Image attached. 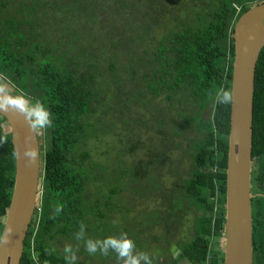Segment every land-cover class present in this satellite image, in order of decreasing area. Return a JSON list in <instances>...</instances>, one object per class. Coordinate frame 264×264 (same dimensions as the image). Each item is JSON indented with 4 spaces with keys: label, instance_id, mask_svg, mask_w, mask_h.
<instances>
[{
    "label": "trees",
    "instance_id": "trees-1",
    "mask_svg": "<svg viewBox=\"0 0 264 264\" xmlns=\"http://www.w3.org/2000/svg\"><path fill=\"white\" fill-rule=\"evenodd\" d=\"M9 2L0 0V76L10 85L9 92L33 107L42 105L50 120L37 133L43 158L39 210L29 224L19 264H69L60 249L66 240L82 259L75 264L112 260L111 251L89 255L85 242L114 236L107 214L117 211L116 197L139 183L146 170H162L170 160L167 151L180 147L177 139L188 142L190 158L183 171H189L174 186L180 192L166 210L183 217L193 206L200 215L194 220L199 234L179 240L175 250L180 261L171 264H220L216 239L224 228L230 101L218 103L217 96L230 95L234 24L264 0H20L8 12ZM110 18L111 25H106ZM98 25L101 33L96 34ZM157 103L165 108L157 111ZM140 106L160 113L156 123L170 143L163 145L162 154L125 165L132 148L118 135L128 134V127L140 129L135 118L127 123L132 108ZM3 121L0 233L15 171ZM94 142L102 154L95 152ZM110 151L113 163L100 160ZM263 156L264 46L255 65L251 145L252 159ZM132 191L139 197L149 194ZM122 209L124 217L132 212L128 206ZM128 233L137 241L133 231Z\"/></svg>",
    "mask_w": 264,
    "mask_h": 264
},
{
    "label": "water",
    "instance_id": "water-1",
    "mask_svg": "<svg viewBox=\"0 0 264 264\" xmlns=\"http://www.w3.org/2000/svg\"><path fill=\"white\" fill-rule=\"evenodd\" d=\"M229 132L225 168L223 248L220 264L252 263L251 157L255 65L264 46V2L236 20L233 32ZM15 92L0 87V118L14 150V181L0 234V264H19L40 194L41 157L36 126ZM3 127V126H2ZM26 153H32L31 156ZM11 228V233L7 229Z\"/></svg>",
    "mask_w": 264,
    "mask_h": 264
},
{
    "label": "rangeland",
    "instance_id": "rangeland-1",
    "mask_svg": "<svg viewBox=\"0 0 264 264\" xmlns=\"http://www.w3.org/2000/svg\"><path fill=\"white\" fill-rule=\"evenodd\" d=\"M19 1L20 0H10V6L7 11L12 12L13 7H17L19 5ZM27 1L28 0H26V2ZM75 7L77 8L76 5ZM106 20H108L106 25H111V18ZM126 24L128 25L127 22ZM96 28L97 30L95 29V31H93L96 34L101 33L97 32L100 30V26L98 25ZM157 30L162 31L165 30V28ZM86 35L87 33L85 31L82 32L83 37ZM120 59L121 58L119 57L118 60ZM119 67L120 65L116 63L114 69L116 70ZM0 87L11 90L10 85L3 82L1 76ZM14 94L23 103L33 122L36 123L37 118L34 115V107L31 106L28 101L19 98L16 92ZM157 106V111L161 110V108H165L163 103H157ZM132 110L134 115L128 117L127 123L135 118L136 121H140V129L136 131L134 128L128 127V134L122 132L123 134H121V137L118 135V138L122 139L123 145L132 148V153L126 154L127 156H125V165H130L133 160L136 161L138 159L147 161L149 154H162L165 150V148L163 149V145L166 147L170 143L167 136L163 135L166 134L164 128H160V126L156 123L158 118L161 116L160 113L154 115L157 111L154 112L153 110L146 109L143 106L133 107ZM174 110L176 111V109ZM173 114L174 113L170 111L169 116ZM106 115L108 120L113 121L111 114L108 113ZM2 126L4 131L8 132V128L4 125ZM36 129L38 133L40 132L41 127L36 126ZM38 135H40V133ZM177 142L180 147L171 146V149H169L165 154L168 156L167 158L170 159L166 166H164L162 170H159V168L150 169L148 171L146 170L147 175L143 176V179L139 183H131L130 185L132 188L123 190L116 197V203H118L116 208L117 211L113 214H107V218L109 219V222L112 223V228H114L112 234L114 236H119L121 233L127 232L126 234L130 236L128 232L133 231V233H135L134 236L137 237V241L135 237L131 239L142 245L141 251L139 248H134V252L147 254L150 257L152 264H169L175 257H177V254H173L172 252L174 250L172 243L175 244L179 241V239L191 240L195 234H199L198 229H196L194 234L192 228H195L196 224L194 220L197 215H200V210H196L193 206H188L183 217H181L179 213L166 210L168 203L172 202L170 199L177 197L180 192L179 190L175 191L177 187L174 186H178V183L181 181L180 177H187L189 171V167L183 171V165L188 164L187 160L190 158L188 155V142L186 139L183 141L177 139ZM93 148L95 152L102 154L101 146H97L95 142L93 143ZM110 153L111 151L102 156L100 160H109L113 163L111 160L113 154L110 155ZM40 160L43 165L42 155ZM108 166H110V164ZM134 188L144 194L146 192L149 194L147 197H139L138 194L133 193L134 191L132 190ZM173 188H175V190H173ZM125 206H128L132 210V212L128 213L126 217L123 216V213L125 212L122 209ZM177 215L181 218H178ZM92 219V217H89V223H92ZM125 228L131 231L125 232ZM71 245L72 243L70 240H66L65 242L63 241V243L60 244V249L63 251L65 246ZM210 247L213 248L212 245ZM217 248L219 250V256L222 257V236L217 242ZM75 257L76 259H80V262L82 263L80 256L75 255ZM114 257L115 255H113V257L110 258L112 260H108L106 264H116V262H114ZM101 258L104 259V256ZM177 259L179 258H176V260ZM101 261L103 260L95 258L92 260L91 264H102ZM121 262L123 263V261L120 260L119 264Z\"/></svg>",
    "mask_w": 264,
    "mask_h": 264
},
{
    "label": "clouds",
    "instance_id": "clouds-1",
    "mask_svg": "<svg viewBox=\"0 0 264 264\" xmlns=\"http://www.w3.org/2000/svg\"><path fill=\"white\" fill-rule=\"evenodd\" d=\"M229 101L230 95L227 92H223L217 96L218 103L225 104ZM33 111L35 117L37 118V122L33 124L34 127H45L50 123L49 113L42 105L37 103L34 106ZM26 155L31 156L32 153H26ZM58 211L59 208H57V212ZM11 231V228L7 229L8 233H11ZM82 236L83 229L81 228V231L76 234V238L79 240ZM7 239V235L0 234V243H6ZM134 248V241L129 238L126 233H121L119 236H108L102 240L89 239L85 242V249L89 255L96 254L97 252H99L101 255H107L109 251H111L115 253L118 259L123 261V264H152L151 259L147 254L141 252H134ZM63 252L65 254V259L69 261V264H75L76 257L72 247L65 246Z\"/></svg>",
    "mask_w": 264,
    "mask_h": 264
},
{
    "label": "flooded vegetation",
    "instance_id": "flooded-vegetation-1",
    "mask_svg": "<svg viewBox=\"0 0 264 264\" xmlns=\"http://www.w3.org/2000/svg\"><path fill=\"white\" fill-rule=\"evenodd\" d=\"M251 185L252 206V263L264 264V156L253 159Z\"/></svg>",
    "mask_w": 264,
    "mask_h": 264
},
{
    "label": "crops",
    "instance_id": "crops-1",
    "mask_svg": "<svg viewBox=\"0 0 264 264\" xmlns=\"http://www.w3.org/2000/svg\"><path fill=\"white\" fill-rule=\"evenodd\" d=\"M192 229H193L194 234H195L196 229H198V228H197V225H195V228H192ZM194 237H195V236H194ZM194 237H193V238H194ZM219 239H220V238L216 239V242H218ZM179 240H182V239H179ZM187 240H188V239H187ZM191 240H192V239H191ZM178 242H179V241H177L175 244L172 243V245L174 246V250H173L172 252H173V254L176 253V254H177V257H175L171 262H173L174 260H176V258L179 257V256H178L179 251H178L177 249H176L177 251L175 250V245H176ZM175 256H176V255H175ZM178 260H179V259H178ZM119 261H120V260H119ZM121 261H122V260H121ZM179 261H180V260H179ZM171 262H170V263H171ZM170 263H169V264H170ZM120 264H123V263L121 262Z\"/></svg>",
    "mask_w": 264,
    "mask_h": 264
},
{
    "label": "built area",
    "instance_id": "built-area-1",
    "mask_svg": "<svg viewBox=\"0 0 264 264\" xmlns=\"http://www.w3.org/2000/svg\"><path fill=\"white\" fill-rule=\"evenodd\" d=\"M36 209H37V210H39V208H38V207H36Z\"/></svg>",
    "mask_w": 264,
    "mask_h": 264
}]
</instances>
